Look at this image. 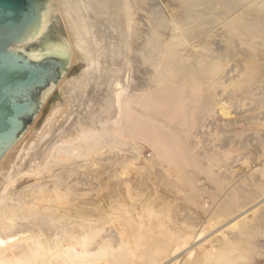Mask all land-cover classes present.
<instances>
[{"label": "bare ground", "instance_id": "1", "mask_svg": "<svg viewBox=\"0 0 264 264\" xmlns=\"http://www.w3.org/2000/svg\"><path fill=\"white\" fill-rule=\"evenodd\" d=\"M46 7L39 32L9 48L38 64L66 58L65 74L43 85L38 117L0 155V264H167L186 250L170 264H264V237L250 235L264 233V56L262 74L222 64L243 43L264 55V0ZM55 103L64 108L53 117ZM138 141L155 156L141 163ZM157 167L164 185L195 173L212 184H197L211 202L189 193L200 207L182 209L190 228L158 225L162 240L142 214L152 219L154 203L128 176ZM204 234L210 245L196 246Z\"/></svg>", "mask_w": 264, "mask_h": 264}, {"label": "water", "instance_id": "2", "mask_svg": "<svg viewBox=\"0 0 264 264\" xmlns=\"http://www.w3.org/2000/svg\"><path fill=\"white\" fill-rule=\"evenodd\" d=\"M53 0H0V155L45 105L43 85L57 83L65 74L66 58L40 64L9 48L26 34L38 33L43 11Z\"/></svg>", "mask_w": 264, "mask_h": 264}, {"label": "rangeland", "instance_id": "3", "mask_svg": "<svg viewBox=\"0 0 264 264\" xmlns=\"http://www.w3.org/2000/svg\"><path fill=\"white\" fill-rule=\"evenodd\" d=\"M216 26H220L219 24L218 25H216ZM215 26V27H216ZM217 30V27L216 28H213V31H216ZM243 45H244V47H248L249 45H247V43H243ZM243 45H242V47L240 46V48L238 47V49L237 50H235L236 48L234 47V46H231V48L233 49V50H230V52H229V55L231 54L232 56H228L227 57V60L225 61V62H222V64H224L225 65V69L227 70V69H229L232 65H235V64H237L238 63V61L240 62V63H242V65H244V66H250V67H252V70L253 71H251V72H254V73H259V74H262L261 73V70H262V68L261 69H258V68H260V67H263V65L262 64H257V63H255L254 61H255V59H256V57H258V55L260 54V56L259 57H261V55H262V57L264 56L263 55V51H262V49H263V47H261L260 49H257V53L255 54V55H251V54H249L248 53V51L246 52V51H244V50H242V48H243ZM254 48V47H253ZM241 49V50H240ZM235 52V55H233V53H231V52ZM238 51V52H237ZM242 51V52H241ZM237 54V55H236ZM231 59V60H230ZM237 59V60H236ZM257 60V59H256ZM251 64V65H250ZM256 65V66H255ZM228 66H230V67H228ZM264 68V67H263ZM264 70V69H263ZM262 70V71H263ZM260 71V72H259ZM82 82H83V80H81ZM70 85V87H72V86H75V85H77V83H70L69 84ZM239 87V86H238ZM219 90V89H218ZM216 99H217V97H216ZM238 101V99H232V101ZM221 107V106H220ZM233 107L235 108V106H230L229 105V108L231 109V111H229V113L231 114V116L232 117H235L236 115L237 116H239V115H241V114H239V113H237V111L238 110H234L233 109ZM62 108H64V105H61V104H59V103H55L54 104V106L51 108V111L53 112V114H52V112H51V115L50 116H53V117H56L57 115H58V113L62 110ZM233 109V110H232ZM217 120H218V122H219V125L221 126V124L223 123V120L217 115ZM33 121V120H32ZM27 127V126H26ZM25 127V128H26ZM24 128V129H25ZM239 128H241V127H239ZM240 131V130H239ZM221 135V137L222 136H224V133H221L220 134ZM138 144H140V145H142V147H143V150H142V156H141V158H140V162L141 163H143L144 162V159H145V157H147V158H153L154 156H155V151H154V149L151 147V145L149 144V143H147V142H145V141H138ZM162 169L161 167H157L156 168V170L154 169L153 171H147V172H136V171H134V169H129L128 170V176H129V180H130V183L129 184H131V187H132V190L133 191H137V189H138V192H134V193H138V195H141V196H143V198L146 196V194L149 196V199H148V201H150V202H152V203H150V204H148V205H151L152 206V204L154 203V209H155V207H156V211H158L156 214H151V217H153L152 219L150 218V213H148V211H146L148 208H145V212H146V214L145 213H142V214H144V216H145V218L147 219V220H145V219H143V221L145 220V222L147 221V224L149 223V224H151L152 225V223L153 224H155V226L157 225V227H155V231L156 230H158V231H156L155 232V234H156V236L154 235V238H156L157 240L159 239L160 240V238H161V240L163 239L162 237H163V233H162V237H160V235L161 234H159V238H157V236H158V233L159 232H162L163 230H165V231H167L168 229H170V227H171V229H172V231L174 230V232L176 231V229H177V227H178V229L180 228L179 226H183V224H184V227L186 228V227H189L190 228V225H192L191 223H192V221H193V219H191V216L189 217V216H187V214H185V212H182V209H185L186 208V210H188V208L190 209V210H194V209H198V210H200V207L197 205V202L195 201V200H201V201H213V199H212V196H210L209 194H207V193H205L204 195H202L201 193H200V190L198 189V185H204V184H206L207 186H212V184L209 182V181H207L206 179H205V176L203 175V174H201V173H195V174H193V177L192 178H190L189 180H188V178L186 179L184 176H182V178H178V179H175V184L176 185H179V186H176V187H172V186H175V185H173V182H171L170 184H169V182H167V183H165V185H164V181L163 180H160L159 179V172H160V170ZM132 170V171H131ZM153 172V173H152ZM156 172V173H155ZM158 172V173H157ZM154 174H156V175H154ZM195 175V176H194ZM197 175H199V176H197ZM196 179V180H195ZM133 181V182H132ZM154 181V182H153ZM159 182V183H158ZM139 183V184H138ZM158 186H157V185ZM197 185V187H196V185ZM139 187H138V186ZM154 185V186H153ZM162 185V186H161ZM181 185V186H180ZM186 185V186H185ZM168 186V187H167ZM169 186H170V188H169ZM183 186H185V189H186V191H184L185 189H183L184 187ZM187 186H189V188L187 189ZM145 187V188H144ZM154 187V188H153ZM161 187H163V188H161ZM177 187H179V188H177ZM181 187V188H180ZM191 187H192V189H191ZM152 188H153V190H152ZM159 188V190H157ZM157 191H156V190ZM172 189V190H171ZM181 189V190H180ZM182 189H183V191H182ZM152 190V191H151ZM173 190L175 191V193L173 192ZM188 190V191H187ZM141 191H142V194H145V196L144 195H142L141 194ZM192 191H195V192H192ZM185 192V193H184ZM187 192H188V195H187ZM193 194H192V193ZM140 193V194H139ZM170 193H174V194H178V195H180L179 197H178V195H174V196H176V197H178V199L175 197L174 198V196L172 195V194H170ZM189 193H191L190 195H195L194 197L196 198L195 200L192 198H189L188 196H190L189 195ZM169 194V195H168ZM186 194V195H185ZM168 195V196H167ZM207 195V196H206ZM162 196V197H161ZM165 196H167V197H165ZM173 196V197H172ZM140 197V196H139ZM152 197V198H151ZM157 197V198H156ZM187 197V198H186ZM209 197V198H208ZM162 198V199H161ZM166 198V199H165ZM175 199V200H172V199ZM190 200H189V199ZM198 198V199H197ZM207 198V199H206ZM152 199V200H151ZM168 199H171V200H168ZM180 199V200H179ZM137 199H135V201H136ZM163 202H162V201ZM177 200V201H176ZM138 201H139V199H138ZM138 201H136V202H138ZM161 201V202H160ZM168 203H166V202ZM168 201H170V202H168ZM173 201V202H172ZM180 201V202H179ZM101 202V201H100ZM99 201H98V203H100ZM134 202V201H133ZM179 204H177V203ZM90 203V202H89ZM97 202L96 203H90V204H87L86 206H87V208H88V210L90 211L89 213H92L93 212V214L95 215V217H96V219H98V217L100 216V215H98L100 212H102V210L101 209H99L100 207H101V203L100 204H98ZM135 203V202H134ZM165 203V204H164ZM163 204V205H162ZM89 205V206H88ZM94 205V206H93ZM97 205V206H96ZM167 205V206H166ZM169 205V206H168ZM171 205V206H170ZM98 206H100V207H98ZM161 206H162V208H161ZM185 206V207H184ZM198 206V207H197ZM166 207V208H165ZM183 207V208H182ZM181 209V210H180ZM100 211L99 213H98V211ZM148 210H150V209H148ZM143 211V210H142ZM150 212V211H149ZM148 218H147V217ZM155 216V217H154ZM150 218V219H149ZM156 218V219H155ZM148 219H149V221H148ZM150 220H152V222L150 221ZM154 220L156 221V222H154ZM158 220H159V222H158ZM166 220V221H165ZM192 220V221H191ZM163 221V222H162ZM151 222V223H150ZM157 222L159 223V224H157ZM184 222H186V223H184ZM189 222V223H188ZM161 223H162V225H163V230L162 231H160V229H159V227L160 226H158V225H161ZM164 223V224H163ZM186 224H187V226H186ZM190 224V225H189ZM161 225V226H162ZM168 226V227H167ZM177 226V227H176ZM167 229H166V228ZM173 227V228H172ZM174 227H175V229H174ZM184 227H182V229L184 228ZM170 229V230H171ZM188 229V228H187ZM170 230H168V231H170ZM183 230H185V229H183ZM171 231V232H172ZM177 231H181V230H177ZM164 232V231H163ZM171 232H169L170 234H168V236L170 235V236H172L171 234ZM173 232V234H175ZM165 233H167V232H165ZM177 233V232H176ZM259 235H257V234ZM209 234V233H208ZM208 234H204L203 236H202V238L197 242L198 244H195L196 246H199L200 244H203V246H206V247H208L209 245H210V243H209V241H208V239H209V237L207 236ZM252 237L254 236V237H264V233L262 234V233H260L259 231L257 232H252L251 234H250ZM262 235V236H261ZM174 236V235H173ZM167 238V236H166V234H165V238L164 239H166ZM199 249V248H198ZM185 252L187 253V250L186 251H184V252H182V253H180V254H178V255H176V257L174 258V260H172V261H170V263H173L175 260H176V258H178V259H180L181 257H183L184 255H185ZM179 256H180V258H179ZM179 261H181V260H179ZM176 262L175 264H180V262ZM210 262H211V258H207L206 260H205V262H204V264H210ZM169 262L167 263V264H170ZM203 264V263H202Z\"/></svg>", "mask_w": 264, "mask_h": 264}]
</instances>
